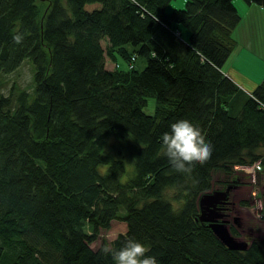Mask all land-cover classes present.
I'll use <instances>...</instances> for the list:
<instances>
[{"label": "trees", "instance_id": "obj_1", "mask_svg": "<svg viewBox=\"0 0 264 264\" xmlns=\"http://www.w3.org/2000/svg\"><path fill=\"white\" fill-rule=\"evenodd\" d=\"M169 1L0 0V73L26 59L33 80L31 92H0V264H115L102 248L127 239L157 264H264V236L231 249L197 217L213 170L232 176L221 186L226 212L233 165H264V75L246 90L222 69L236 44L233 0H185L168 12ZM179 119L213 148L190 174L162 154V134ZM112 220L126 224L119 239L91 247Z\"/></svg>", "mask_w": 264, "mask_h": 264}, {"label": "rangeland", "instance_id": "obj_2", "mask_svg": "<svg viewBox=\"0 0 264 264\" xmlns=\"http://www.w3.org/2000/svg\"><path fill=\"white\" fill-rule=\"evenodd\" d=\"M185 0H170L166 5V11H171L173 8L183 7ZM234 5L240 16L238 24L232 29V35L236 40L235 47L228 58L222 64V68L226 69L229 66L231 59L238 49L243 48L244 52L239 57L238 64L241 65L243 73L249 75L251 78L261 79L264 75V8L258 7L257 15L254 23L253 33L256 36V44L258 50H253L252 46L247 48L249 37L250 20L247 17V3L244 0H233ZM254 6H257L253 3ZM99 6L98 2L87 3L86 8L91 9ZM182 35V39L188 37V27L183 23H178ZM249 41H248V37ZM262 44V48L260 45ZM102 47L105 49L107 38L100 39ZM250 45V42H249ZM244 46V47H243ZM246 48V49H245ZM143 61L137 58L135 66L141 68ZM105 67L115 68L116 64L105 54ZM32 66L31 63L24 59L20 65L13 71L8 73H0V92L7 94L10 89L15 87L23 88L28 92L32 91ZM155 104L153 96L146 97V104L143 110L146 113H152ZM113 142L112 136H107L105 150L112 156H118L116 151L109 145ZM126 166L129 168L131 163L127 158H124ZM106 165L100 164L98 166L99 172H103ZM232 172L236 175L234 182L237 184L229 189V204L226 213L227 227L234 226L238 231L237 234L232 235L239 240L249 242L252 238H260L264 236V165L260 160L252 163L234 164ZM231 175L224 173L221 169L212 171V187L207 192L214 189H224L223 182L230 181ZM175 189L168 188L165 191V196L173 203V206L178 208L181 204V199H175ZM227 200V199H226ZM224 207V203L222 205ZM224 210V209H223ZM126 229V224L121 220H112L108 229H103L99 237L90 243V246L96 248L100 245L102 238L107 242L113 239L117 233L123 232Z\"/></svg>", "mask_w": 264, "mask_h": 264}, {"label": "clouds", "instance_id": "obj_3", "mask_svg": "<svg viewBox=\"0 0 264 264\" xmlns=\"http://www.w3.org/2000/svg\"><path fill=\"white\" fill-rule=\"evenodd\" d=\"M16 43H21L23 34L13 36ZM163 155L171 167L179 173L190 174L196 164L203 165L212 154V145L205 139L202 130L187 119H179L170 125V131L162 134ZM119 239V236L113 240ZM150 249L144 244L127 239L119 249L107 246L102 252L111 255L115 264H157L156 257L146 255Z\"/></svg>", "mask_w": 264, "mask_h": 264}, {"label": "water", "instance_id": "obj_4", "mask_svg": "<svg viewBox=\"0 0 264 264\" xmlns=\"http://www.w3.org/2000/svg\"><path fill=\"white\" fill-rule=\"evenodd\" d=\"M227 188L214 189L204 192L199 197L198 219L207 221L215 236L228 248L243 249L247 242L236 239L227 227L226 212L223 211V203L226 202Z\"/></svg>", "mask_w": 264, "mask_h": 264}, {"label": "crops", "instance_id": "obj_5", "mask_svg": "<svg viewBox=\"0 0 264 264\" xmlns=\"http://www.w3.org/2000/svg\"><path fill=\"white\" fill-rule=\"evenodd\" d=\"M247 5H248L247 6L248 7L247 8V17L249 16V20L251 22L250 27H249L250 41H249V37L247 35L248 41L250 42V45L248 42L247 48L249 49V47L252 46L253 50L256 49V50H258V52H260L259 47L256 44V38H255L256 36L253 33L255 18L257 15L258 7H260V6H258V5L254 6L253 3L247 4ZM178 28H179V26H178ZM179 32H180V35H182L180 28H179ZM260 45L262 48L261 42H260ZM243 50H244L243 48L238 49L236 51V53L234 54L233 58L231 59L229 66L226 69H223V68L222 69L224 70L225 74H227L229 77H231L240 87L247 90V89L252 88L257 83L259 78H251L249 75L243 73V71L241 69V65L238 64L239 57L244 52Z\"/></svg>", "mask_w": 264, "mask_h": 264}, {"label": "built area", "instance_id": "obj_6", "mask_svg": "<svg viewBox=\"0 0 264 264\" xmlns=\"http://www.w3.org/2000/svg\"><path fill=\"white\" fill-rule=\"evenodd\" d=\"M177 34L179 33V32H176Z\"/></svg>", "mask_w": 264, "mask_h": 264}, {"label": "flooded vegetation", "instance_id": "obj_7", "mask_svg": "<svg viewBox=\"0 0 264 264\" xmlns=\"http://www.w3.org/2000/svg\"><path fill=\"white\" fill-rule=\"evenodd\" d=\"M228 215V214H227ZM227 215L225 217H227Z\"/></svg>", "mask_w": 264, "mask_h": 264}]
</instances>
